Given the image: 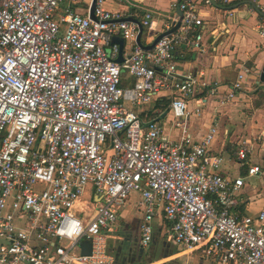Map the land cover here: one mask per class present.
<instances>
[{"label":"built area","instance_id":"1","mask_svg":"<svg viewBox=\"0 0 264 264\" xmlns=\"http://www.w3.org/2000/svg\"><path fill=\"white\" fill-rule=\"evenodd\" d=\"M76 1L0 0V264H112L106 237L134 192L141 248L150 245L161 213L176 246L215 264H264V206L255 216L233 212L244 177L220 174L222 158L209 152L215 125L197 143L185 126L187 101L217 88L177 75V48L202 49L198 4H174L179 27L144 51L135 42L137 25L106 10L111 0L95 1V21L92 0L85 15L71 10ZM178 21L160 24L146 10L139 22L153 40ZM114 36L133 43L121 64ZM249 73L242 68L220 105L234 100ZM123 75L131 86L121 84ZM160 92L179 140H164L155 120L133 110ZM201 105L198 99L195 114ZM245 152L243 143L239 159ZM258 173L257 166L247 170ZM88 189L92 213L79 203Z\"/></svg>","mask_w":264,"mask_h":264},{"label":"crops","instance_id":"2","mask_svg":"<svg viewBox=\"0 0 264 264\" xmlns=\"http://www.w3.org/2000/svg\"><path fill=\"white\" fill-rule=\"evenodd\" d=\"M182 1L185 0H111L105 8L113 13L118 12L125 18L138 21L146 10H150L159 16L160 24H164L178 17L177 7L174 4ZM190 1L198 4V11L202 18L203 26L197 29L202 35V49L190 50L184 45L177 48L175 52L177 75L180 78L191 76L197 82L216 84L217 88L212 96L200 92L187 101L190 116L185 120V126L191 142L197 143L210 127L215 125L217 132L209 146V152L222 158L220 174L228 178L244 177V185L237 196L238 204L233 212L240 216H255L264 206V89H260L258 84L264 63V36L260 34L264 21L250 5L233 8L246 0L233 4L227 9L222 3L221 6L217 5L216 0H213L211 6L203 5L202 0ZM234 1L236 0H228V4ZM249 1H253L264 13V0ZM88 2L89 0H78L71 6V10L85 15ZM61 9L64 8L61 7ZM123 41L122 58L126 59L132 50L133 43L128 40ZM140 41L143 45H149L152 41V33L143 30ZM243 67H248L250 73L245 76L242 89L236 91L233 101L220 105V100L230 91V86ZM121 84L131 86L133 79L123 75ZM198 99L202 100V105L199 113L195 114ZM167 102L169 105L167 95L160 92L149 104L135 106L133 110L144 121L155 120L161 127L164 140H179L181 128L173 126L168 105L166 110L158 109ZM167 115L170 116L167 117ZM243 143L246 146V152L244 160H241L238 152ZM253 166L259 168V173L249 177L247 170ZM139 199V193L130 194L125 205L118 212L117 227L123 224L124 228L130 229L137 219H141ZM162 220L159 213L154 219V230L164 237L163 247L170 248L168 256L175 255L177 260L184 258V264H215L201 255L198 257L199 252L174 245L167 234L168 225L166 224V227ZM117 227L106 237L107 252L112 258V264L113 250L122 246L126 235V232L116 233ZM167 255L164 257H168Z\"/></svg>","mask_w":264,"mask_h":264},{"label":"water","instance_id":"3","mask_svg":"<svg viewBox=\"0 0 264 264\" xmlns=\"http://www.w3.org/2000/svg\"><path fill=\"white\" fill-rule=\"evenodd\" d=\"M95 1L96 0H92L91 2V5H90V9H89V18L93 21H95V17L93 15V11H94V7H95ZM213 3V2H212ZM241 5H250L253 10L258 14L260 15L262 18H263V21H264V13H262L259 8L256 6V4L253 2V1H249V0H246V1H243V2H240L238 4H236L233 8H237ZM176 15H178L179 17V21L175 24H173L171 26V28L168 30V31H165L159 35H157L149 45H143L140 41V38H141V35L143 33V28L142 26L140 25V22L138 20H134V19H131V18H123L121 21L122 22H132L134 24L137 25L138 27V33H137V36H136V44L139 48H141L142 50L144 51H150L154 48V46L157 44V42L164 36L166 35H169L171 33H173L180 25V20H181V16H182V13L179 11V9L176 10ZM112 43H115L118 45L119 47V53H118V56L116 58V63L118 64H121L123 62V58H122V51H123V44H124V41L121 37L119 36H114L112 38ZM258 84L259 85V88L260 89H264V63H263V66H262V69H261V72H260V75H259V80H258ZM81 247V254H88L90 252V245L87 244V243H82L80 245ZM126 246H121L119 248V255H117V258H121L122 260L126 259L131 253H132V247H128L126 249ZM135 264H139V263H135Z\"/></svg>","mask_w":264,"mask_h":264},{"label":"rangeland","instance_id":"4","mask_svg":"<svg viewBox=\"0 0 264 264\" xmlns=\"http://www.w3.org/2000/svg\"><path fill=\"white\" fill-rule=\"evenodd\" d=\"M61 7L66 8L67 7L66 3L62 4ZM128 107L131 108L130 106H128ZM169 116L170 115H167V117H169ZM79 203L80 204H83V203L86 204L89 208V212L92 213V210H93L92 195L89 192V189L87 190L86 194L80 199ZM78 211H79V209H76V205L71 210V212L75 213V214H77ZM118 216L119 215H117V221H118ZM162 223L165 224V226L167 227L166 223L163 222V220H162ZM154 228H155V224H154ZM116 229H117L116 233H118V234L119 233L121 234L122 232H124V233L126 232V234H127L131 228L130 229L124 228L123 224L122 225L119 224V226ZM163 239H164V237L160 233H156L154 230L152 242L147 249V252H148L147 254H149V255L147 256V258L142 263L143 264H145V263H149V264H184V261H183L184 258H183V260H177V256L175 257V255H172V256L167 255L170 248L167 247L165 249L163 247V242H164ZM166 255L168 257H164ZM197 255H198V257H200V254H197ZM172 260H174V261L171 262Z\"/></svg>","mask_w":264,"mask_h":264},{"label":"flooded vegetation","instance_id":"5","mask_svg":"<svg viewBox=\"0 0 264 264\" xmlns=\"http://www.w3.org/2000/svg\"><path fill=\"white\" fill-rule=\"evenodd\" d=\"M140 220L137 219L132 225L130 231L125 235L122 241V246L132 247V253L124 260L117 258L119 255V248L113 250V264H135L142 262L147 258L148 252L139 245L140 232H139ZM152 242V241H151ZM124 248V249H126Z\"/></svg>","mask_w":264,"mask_h":264},{"label":"trees","instance_id":"6","mask_svg":"<svg viewBox=\"0 0 264 264\" xmlns=\"http://www.w3.org/2000/svg\"><path fill=\"white\" fill-rule=\"evenodd\" d=\"M240 1H243V0H236V1H234V3H229V4H227V5H223V6H224L225 9H227L228 7L232 6L233 4L238 3V2H240ZM216 4L219 5V6L222 5L221 2H220L219 0H216ZM143 30H144V29H143ZM167 105H168V102L165 103L164 106H159L158 109H159V110H162V109H165V110H166V106H167Z\"/></svg>","mask_w":264,"mask_h":264}]
</instances>
